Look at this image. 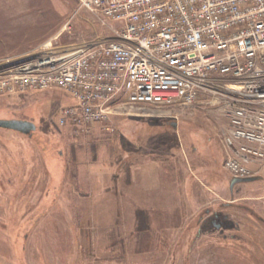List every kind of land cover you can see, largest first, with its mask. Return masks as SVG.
I'll return each instance as SVG.
<instances>
[{"label":"rangeland","instance_id":"obj_1","mask_svg":"<svg viewBox=\"0 0 264 264\" xmlns=\"http://www.w3.org/2000/svg\"><path fill=\"white\" fill-rule=\"evenodd\" d=\"M108 36L78 0H0V71ZM71 103L60 90L0 96V119L35 125L0 128V264H264V224H199L206 211L251 222L245 206L264 201V171L230 186L220 103L59 125Z\"/></svg>","mask_w":264,"mask_h":264},{"label":"built area","instance_id":"obj_2","mask_svg":"<svg viewBox=\"0 0 264 264\" xmlns=\"http://www.w3.org/2000/svg\"><path fill=\"white\" fill-rule=\"evenodd\" d=\"M110 36L24 58L0 71V96L60 90L59 125L88 126L123 107L177 117L204 95L226 119L231 177L264 171V0H78Z\"/></svg>","mask_w":264,"mask_h":264},{"label":"flooded vegetation","instance_id":"obj_3","mask_svg":"<svg viewBox=\"0 0 264 264\" xmlns=\"http://www.w3.org/2000/svg\"><path fill=\"white\" fill-rule=\"evenodd\" d=\"M231 178L232 177L230 176L229 183ZM240 183H248V182H240ZM240 183H236V184H240ZM245 209H246V216L252 219L251 222H248L247 220L232 221L229 220L227 216L222 215L220 213L216 212L210 214L208 211H206L208 214L206 213L205 217L200 216L199 224H202L205 229L207 228L208 224H211L213 226L222 225L223 228H232V226H234L233 224H264V201H260L256 207H253L251 209L248 206H245Z\"/></svg>","mask_w":264,"mask_h":264},{"label":"water","instance_id":"obj_4","mask_svg":"<svg viewBox=\"0 0 264 264\" xmlns=\"http://www.w3.org/2000/svg\"><path fill=\"white\" fill-rule=\"evenodd\" d=\"M0 128H6L16 130L25 134H30L35 129L34 123L28 120L20 119H0ZM261 176H249V177H232L230 180V186L240 182H252L258 180Z\"/></svg>","mask_w":264,"mask_h":264},{"label":"trees","instance_id":"obj_5","mask_svg":"<svg viewBox=\"0 0 264 264\" xmlns=\"http://www.w3.org/2000/svg\"><path fill=\"white\" fill-rule=\"evenodd\" d=\"M144 218H145V216H144ZM144 218H143V216H142V215L140 216V220H143ZM141 225H143V224H141ZM145 225H146V224H145ZM145 225H144V226H142V228H145Z\"/></svg>","mask_w":264,"mask_h":264},{"label":"bare ground","instance_id":"obj_6","mask_svg":"<svg viewBox=\"0 0 264 264\" xmlns=\"http://www.w3.org/2000/svg\"><path fill=\"white\" fill-rule=\"evenodd\" d=\"M126 189H127V188H126ZM121 191H123V190H119L118 192H121ZM120 195H121V194H120ZM65 205H67L66 202H64V209L66 208ZM76 216H77V215H76ZM87 219H89V218H87Z\"/></svg>","mask_w":264,"mask_h":264}]
</instances>
